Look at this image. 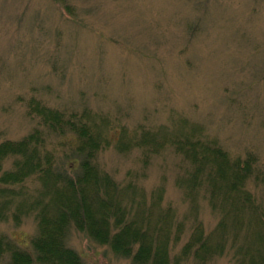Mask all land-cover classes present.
<instances>
[{"label": "rangeland", "instance_id": "rangeland-1", "mask_svg": "<svg viewBox=\"0 0 264 264\" xmlns=\"http://www.w3.org/2000/svg\"><path fill=\"white\" fill-rule=\"evenodd\" d=\"M33 97L59 110L101 112L129 129L178 114L231 157L255 154L264 172V0H0V143L38 126L27 112ZM66 140L49 148L64 156L58 142ZM141 155L112 148L99 161L118 181L139 173L148 200L163 187V206L187 218L189 231L191 206L176 185L183 158L168 149L145 167ZM59 162L66 167V158ZM250 188L264 198V187ZM199 204L209 233L219 218L206 200ZM0 234L33 252L35 217L0 221ZM67 244L85 264H134L75 227Z\"/></svg>", "mask_w": 264, "mask_h": 264}, {"label": "trees", "instance_id": "trees-1", "mask_svg": "<svg viewBox=\"0 0 264 264\" xmlns=\"http://www.w3.org/2000/svg\"><path fill=\"white\" fill-rule=\"evenodd\" d=\"M27 112L38 126L0 143V221L34 216L37 234L33 252L0 234V257L9 255L10 264H85L67 244L72 227L134 264H209L229 253L232 264H264V198L250 188L251 181L264 187L255 154L231 157L178 114L168 124L129 129L101 112L59 110L34 97ZM54 138L67 139L58 142L64 156L49 148ZM112 148L121 155L139 150L145 167L168 149L183 158L176 185L191 206L189 231L187 218L163 206V187L148 200L139 173L118 181L101 166L100 155ZM201 199L219 218L209 233L199 219Z\"/></svg>", "mask_w": 264, "mask_h": 264}]
</instances>
